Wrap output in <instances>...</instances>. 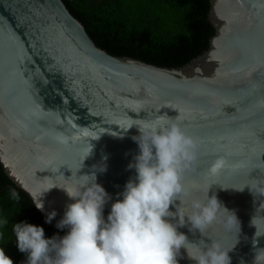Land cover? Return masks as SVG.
Instances as JSON below:
<instances>
[{"label": "water", "instance_id": "1", "mask_svg": "<svg viewBox=\"0 0 264 264\" xmlns=\"http://www.w3.org/2000/svg\"><path fill=\"white\" fill-rule=\"evenodd\" d=\"M207 20L214 28L208 47L168 67L100 48L63 0H0V163L32 203L43 202V212L33 203L39 212L55 210L59 221L72 201L59 187L42 190L71 186L94 165H106L96 171V182L111 196L106 219L135 176L127 165L138 152L131 139L138 132L133 127L121 136L119 126L128 116H178L198 143L183 173L189 191L181 207L190 211L211 184L208 195L240 221L231 264H252L250 220L256 211L264 215V0H209ZM218 157L226 165L209 176ZM228 215L222 208L206 236L187 223L178 231L191 242L210 237L231 247ZM256 239V247H264V236ZM181 254L178 264H195L183 248Z\"/></svg>", "mask_w": 264, "mask_h": 264}, {"label": "clouds", "instance_id": "2", "mask_svg": "<svg viewBox=\"0 0 264 264\" xmlns=\"http://www.w3.org/2000/svg\"><path fill=\"white\" fill-rule=\"evenodd\" d=\"M179 119L167 114L143 119L128 116L126 123L119 126L121 136L133 127L138 132L131 136L138 152L127 165L135 170V176L117 194L121 198L111 203L106 219L103 209L111 196L96 182V171H106V165H94V171L77 176V182L71 186L53 183L42 190L41 195L59 187L72 201L55 225L67 231L63 236L54 234L46 238L39 225L26 221L12 224L16 246L26 254L22 264H178V257L183 258L182 248L195 264H231L229 251L239 242L240 221L234 212L221 205L215 194L208 195L211 184L201 190L203 200L191 201L190 211L181 207L180 197L189 191L183 183V173L195 159L198 143L182 130ZM91 149L92 145L83 160ZM225 165V158L218 157L209 165L207 174L215 176ZM7 195L14 204L21 200L15 189L9 188ZM176 200L180 201L179 205ZM38 201L33 203L43 212V202ZM171 207H175V212ZM222 208L229 214L225 219L227 230L235 237L231 247H223L210 237V242L203 239L191 242L178 231L187 223L189 231L199 230L206 236L207 228L217 221ZM56 215L55 210L47 212L45 223H51ZM8 223V217H0V228ZM250 225L255 227L252 264H264V247H256V238L264 236V215L258 216L256 211ZM0 242H5L3 232ZM0 264H13L2 247Z\"/></svg>", "mask_w": 264, "mask_h": 264}, {"label": "trees", "instance_id": "3", "mask_svg": "<svg viewBox=\"0 0 264 264\" xmlns=\"http://www.w3.org/2000/svg\"><path fill=\"white\" fill-rule=\"evenodd\" d=\"M97 46L116 56H130L159 66L178 67L208 47L214 28L207 20L209 0H63ZM21 200L14 204L8 189ZM0 217L9 223L0 228V247L22 264L26 254L18 250L12 224L26 221L43 227L46 238L63 236L56 221L45 223L30 197L7 177L0 163Z\"/></svg>", "mask_w": 264, "mask_h": 264}]
</instances>
